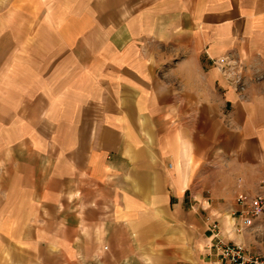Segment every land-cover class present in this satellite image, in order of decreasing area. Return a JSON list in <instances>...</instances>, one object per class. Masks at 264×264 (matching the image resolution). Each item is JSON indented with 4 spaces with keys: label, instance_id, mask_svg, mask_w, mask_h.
Masks as SVG:
<instances>
[{
    "label": "crops",
    "instance_id": "0c3cea01",
    "mask_svg": "<svg viewBox=\"0 0 264 264\" xmlns=\"http://www.w3.org/2000/svg\"><path fill=\"white\" fill-rule=\"evenodd\" d=\"M80 1L0 42V264H209L216 224L264 256V0Z\"/></svg>",
    "mask_w": 264,
    "mask_h": 264
},
{
    "label": "rangeland",
    "instance_id": "374dc122",
    "mask_svg": "<svg viewBox=\"0 0 264 264\" xmlns=\"http://www.w3.org/2000/svg\"><path fill=\"white\" fill-rule=\"evenodd\" d=\"M84 9L80 0H0V42L9 39L13 43L31 46L38 37L48 42L53 37V28H67L76 22L82 24V21L69 20V17H75ZM26 48L21 52L32 57L35 51L31 50L32 47Z\"/></svg>",
    "mask_w": 264,
    "mask_h": 264
},
{
    "label": "built area",
    "instance_id": "2783aa9c",
    "mask_svg": "<svg viewBox=\"0 0 264 264\" xmlns=\"http://www.w3.org/2000/svg\"><path fill=\"white\" fill-rule=\"evenodd\" d=\"M214 64L227 82L238 92H242L244 86L239 61L232 55H223L215 59ZM262 188L264 189V185ZM237 202L240 205L237 213L238 231L241 232L251 228L254 222L264 214V190L254 195H239ZM210 239L217 240V243L212 244V248L216 250V259L209 264H264V256L250 251L245 245L223 242L220 239V228L217 224L211 227Z\"/></svg>",
    "mask_w": 264,
    "mask_h": 264
}]
</instances>
